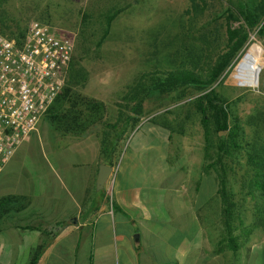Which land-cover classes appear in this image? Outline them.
<instances>
[{
  "label": "rangeland",
  "instance_id": "374dc122",
  "mask_svg": "<svg viewBox=\"0 0 264 264\" xmlns=\"http://www.w3.org/2000/svg\"><path fill=\"white\" fill-rule=\"evenodd\" d=\"M246 1L255 6L262 0ZM197 3L198 14L190 11V0H0V21L8 27V33L40 21L74 45L66 82L69 94L63 108L53 125L45 116L41 119L30 144L35 150L21 154L14 164L23 162L22 158L42 161L41 148L48 151L47 161L54 164V147L60 152L69 141L58 135H77L71 127L91 114L93 102H98L102 105L101 122L86 132L97 136L109 149L107 158L114 162V170L125 150L117 177L122 188L145 186L155 198L163 200L166 196L165 191H154V182L146 175L156 163L150 159L151 146L156 144L150 131L156 127L167 135L169 161L180 164L192 183L202 176L203 166L216 158L214 151H210V161L203 158L204 137L197 102L205 92L182 84L166 88L158 84V77L180 68L187 50L202 52L211 64L224 51L227 24L239 16L242 2ZM113 15L105 34L107 19ZM232 24L238 26L237 22ZM213 88L240 126L241 150L234 158L222 160L226 190L235 207L233 235L239 244V264H264V201L252 190L246 165L249 146L264 140V36L250 35ZM118 117L121 122L116 124ZM232 124L230 117L227 126ZM227 133H214V142ZM87 158L86 162L91 155ZM74 160L69 155L63 158L66 166ZM133 164L137 166L131 177L128 172ZM51 184L50 191L58 193V184L53 180ZM216 195L218 199L220 195ZM159 205L166 207L164 201ZM218 212L209 213L205 219L208 243L222 236Z\"/></svg>",
  "mask_w": 264,
  "mask_h": 264
},
{
  "label": "crops",
  "instance_id": "0c3cea01",
  "mask_svg": "<svg viewBox=\"0 0 264 264\" xmlns=\"http://www.w3.org/2000/svg\"><path fill=\"white\" fill-rule=\"evenodd\" d=\"M38 130L8 161L0 162V197L26 199L18 216L21 228L11 222L0 226V264H27L31 249L42 242L46 247L37 264H239V248L233 251L219 241L208 243L205 219L209 213L216 215L217 209L220 214L221 199L207 193L204 176L192 183L180 164L169 161L164 131L157 127L150 131L156 140L150 159L156 163L146 174L154 191H165L160 200L145 186L121 187L117 177L125 150L115 170L111 166V185L107 180L101 193L96 192L99 165H110L100 154L101 140L87 132L58 135L69 141L60 152L54 147V164L41 148L42 161L22 158L15 165L21 154L35 150L30 144ZM67 155L75 160L66 166ZM136 166L130 167L131 177ZM52 180L58 184L56 194L50 191ZM162 201L166 207L159 205ZM26 226L34 229H23Z\"/></svg>",
  "mask_w": 264,
  "mask_h": 264
},
{
  "label": "trees",
  "instance_id": "16d2710c",
  "mask_svg": "<svg viewBox=\"0 0 264 264\" xmlns=\"http://www.w3.org/2000/svg\"><path fill=\"white\" fill-rule=\"evenodd\" d=\"M241 10L236 19L228 22L226 27V45L224 51L218 54L212 63L207 62L209 57L203 56L202 52L186 51L185 59L182 61L180 68L163 73L158 77V84L166 88H173L180 84L195 87L204 91V95L197 102V110L201 115V127L203 130L204 146L203 158L206 162L210 161V151H214L216 158L210 163L203 166V175L207 179V193H215L220 195L221 210L220 218L222 222V236L219 244H224L230 247L233 251L239 248L236 238L233 235V222L235 220V207L232 201V196L226 190V175L222 165L223 158L232 159L241 150L239 141L240 126L236 116L229 114V107L221 103L217 97L214 84L223 75L226 69L231 65L237 54L244 48L251 34L264 36V0L255 6H251L246 0H241ZM191 9L194 14H198L200 7L197 0H190ZM115 15L108 17V26ZM233 21V22H232ZM238 23L234 27L232 23ZM8 27L3 21H0V30L3 34L12 37H20L23 35L24 29H15L6 31ZM207 50V49H205ZM203 49V51H205ZM73 59V57H72ZM71 66V64H70ZM69 66V67H70ZM68 89L66 84L62 91L57 95L53 104L45 113V118L50 124H54L57 114L63 108L65 101L68 98ZM102 105L98 102H93V112L86 116L79 123H75L71 130L77 134L85 133L90 127L101 122ZM43 116V117H44ZM233 118L232 126L228 127V120ZM137 120L134 121L136 123ZM121 122V118L116 119V124ZM227 131L226 137L218 138L214 142V133ZM109 149L102 143L100 154L107 158ZM110 166H114V162L106 159ZM246 165L251 174L250 185L252 190L256 191L260 198L264 201V140L255 142L250 145L246 152ZM213 170V175L210 171ZM219 179V182H216ZM98 193H101L98 192ZM25 198L17 195H7L0 197V226L4 222H11L12 225L18 227V222L21 219L19 214L25 210ZM21 228V226H20ZM26 230H32L34 227H23ZM46 247L45 243H39L30 251L27 264H37L38 260Z\"/></svg>",
  "mask_w": 264,
  "mask_h": 264
},
{
  "label": "built area",
  "instance_id": "2783aa9c",
  "mask_svg": "<svg viewBox=\"0 0 264 264\" xmlns=\"http://www.w3.org/2000/svg\"><path fill=\"white\" fill-rule=\"evenodd\" d=\"M73 52L69 38L40 21L20 37L0 30V162L36 131L67 82Z\"/></svg>",
  "mask_w": 264,
  "mask_h": 264
},
{
  "label": "water",
  "instance_id": "95a60500",
  "mask_svg": "<svg viewBox=\"0 0 264 264\" xmlns=\"http://www.w3.org/2000/svg\"><path fill=\"white\" fill-rule=\"evenodd\" d=\"M226 132L227 131H223L220 133V135H224V134H226ZM112 173H113V167L105 165V164L99 165L98 173H97V177H96V183H95V188H96L97 192L104 188L107 180L109 179V177ZM134 240L135 241L138 240L137 234L134 235Z\"/></svg>",
  "mask_w": 264,
  "mask_h": 264
}]
</instances>
